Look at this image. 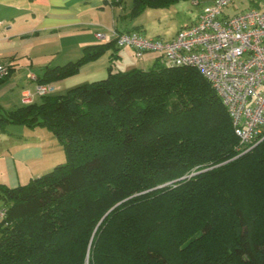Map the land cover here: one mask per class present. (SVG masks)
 <instances>
[{
    "label": "trees",
    "instance_id": "trees-1",
    "mask_svg": "<svg viewBox=\"0 0 264 264\" xmlns=\"http://www.w3.org/2000/svg\"><path fill=\"white\" fill-rule=\"evenodd\" d=\"M178 1L132 0L130 15ZM113 46H87L38 83ZM9 123L47 127L66 161L27 184L0 182V264H264V133L237 157L232 118L197 68L157 58L110 69L40 103L0 105L2 131Z\"/></svg>",
    "mask_w": 264,
    "mask_h": 264
},
{
    "label": "crops",
    "instance_id": "crops-1",
    "mask_svg": "<svg viewBox=\"0 0 264 264\" xmlns=\"http://www.w3.org/2000/svg\"><path fill=\"white\" fill-rule=\"evenodd\" d=\"M114 1L0 0V21L6 25L0 32V62L11 64L10 75L0 81L2 108L12 111L40 103L43 97L37 92L38 80L29 74L42 76L47 67L79 59L87 46L111 41L100 40L98 32L108 34L113 29L127 31L138 27L147 37H161L149 28L156 30V17L164 10H178L182 0L169 7L146 8L137 17L130 15L132 0L121 4ZM197 15L189 16L181 26L194 21ZM175 34L162 38L170 39ZM157 58L156 52H146L138 58L130 46L110 47L83 64L76 74L50 83L55 87L51 94L106 78L110 69H148ZM5 129L2 131L0 126V182L17 187L50 167V161L59 153L60 142L45 126L30 128L9 123Z\"/></svg>",
    "mask_w": 264,
    "mask_h": 264
},
{
    "label": "built area",
    "instance_id": "built-area-1",
    "mask_svg": "<svg viewBox=\"0 0 264 264\" xmlns=\"http://www.w3.org/2000/svg\"><path fill=\"white\" fill-rule=\"evenodd\" d=\"M233 1L212 0L170 39L147 37L139 29H113L108 34L98 32L97 37L102 41L114 39L119 47H132L138 58L156 52L165 66L197 68L231 116L239 138L238 151L243 154L257 145L264 133V8L225 13ZM5 28L0 21V32ZM10 73L11 64L0 62V79ZM29 76L37 79L32 73ZM54 90L50 83L37 86L42 97ZM5 216L6 209L0 205V220Z\"/></svg>",
    "mask_w": 264,
    "mask_h": 264
},
{
    "label": "rangeland",
    "instance_id": "rangeland-1",
    "mask_svg": "<svg viewBox=\"0 0 264 264\" xmlns=\"http://www.w3.org/2000/svg\"><path fill=\"white\" fill-rule=\"evenodd\" d=\"M200 1L201 2L199 4H196L192 0H182L179 6H177L179 7L178 10L177 8H175L176 11L173 9L171 12L164 10V12L160 13L159 17H156V30L154 28H149V30H151L153 34L157 35L159 33L161 37L169 38L179 30L183 22L189 19V16H195L199 14L203 6L210 3L212 0ZM250 8H264V0H234L225 9V13L233 15L235 13L246 11ZM65 92H67V90ZM58 145L59 153H57V155H55V157L50 161V167L41 174L51 171L56 165L66 161L64 149L62 148L61 144ZM240 155L242 154L238 153L237 157ZM29 181L30 179H28L25 184H27Z\"/></svg>",
    "mask_w": 264,
    "mask_h": 264
}]
</instances>
